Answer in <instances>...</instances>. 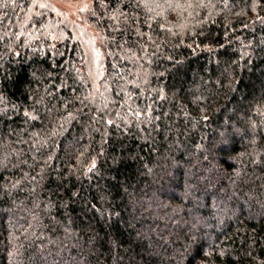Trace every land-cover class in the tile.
<instances>
[{"label":"trees","instance_id":"1","mask_svg":"<svg viewBox=\"0 0 264 264\" xmlns=\"http://www.w3.org/2000/svg\"><path fill=\"white\" fill-rule=\"evenodd\" d=\"M54 1L0 0V264H264V0Z\"/></svg>","mask_w":264,"mask_h":264},{"label":"rangeland","instance_id":"2","mask_svg":"<svg viewBox=\"0 0 264 264\" xmlns=\"http://www.w3.org/2000/svg\"><path fill=\"white\" fill-rule=\"evenodd\" d=\"M89 2H82L81 0H55V9L59 14L77 20L80 18V12L84 7L88 6Z\"/></svg>","mask_w":264,"mask_h":264},{"label":"snow or ice","instance_id":"3","mask_svg":"<svg viewBox=\"0 0 264 264\" xmlns=\"http://www.w3.org/2000/svg\"><path fill=\"white\" fill-rule=\"evenodd\" d=\"M43 6V5H42Z\"/></svg>","mask_w":264,"mask_h":264}]
</instances>
